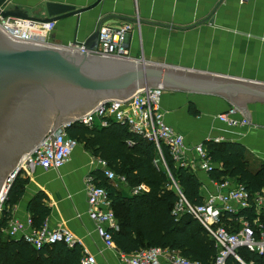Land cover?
<instances>
[{
	"label": "crops",
	"instance_id": "1",
	"mask_svg": "<svg viewBox=\"0 0 264 264\" xmlns=\"http://www.w3.org/2000/svg\"><path fill=\"white\" fill-rule=\"evenodd\" d=\"M96 1L6 0L5 9L35 18L34 25L40 28L35 38L49 46L63 49L69 42H84L102 20L114 26L127 23L126 45L137 63L178 69L180 76L199 86L208 79L251 83L258 95L243 89L221 95L159 86L163 89L160 107L164 119L183 135L184 167L200 181L203 197L214 192L218 182L200 169L195 148L204 140L239 143L253 158L264 161V0H100L79 15L48 25L42 21L47 17L48 3L78 9ZM231 108L235 111L232 118L246 119L247 123L230 127L221 122L218 116ZM96 158L78 143L60 168L37 167L21 173L27 180L25 192L13 205L12 217L31 216L29 203L43 192V203L50 209L46 219L50 227L72 232L83 252L93 254L97 264H122L117 250L104 247L87 214L85 177L100 170L95 166ZM210 165L221 169L219 162ZM237 222L240 228L245 220Z\"/></svg>",
	"mask_w": 264,
	"mask_h": 264
},
{
	"label": "trees",
	"instance_id": "2",
	"mask_svg": "<svg viewBox=\"0 0 264 264\" xmlns=\"http://www.w3.org/2000/svg\"><path fill=\"white\" fill-rule=\"evenodd\" d=\"M66 131L90 149L94 156L105 160L117 177L125 178V183H117L106 179L101 170L92 173L96 184L104 187L111 200L119 224V229L111 232L117 249L132 253L143 248L160 247L176 251L200 264L214 263L219 249L207 231L190 214L173 213L178 200L174 184L192 205L201 204L204 197L196 175L175 163L168 147L161 146L164 166L154 142L131 133L120 122L111 120L100 128L72 124ZM129 140L132 143L129 144ZM201 145L209 162L221 163V169L211 167L207 171L211 179H233L249 194H264V161L253 158L239 143L204 140ZM26 182L25 178L17 175L5 197L0 216V264H79L83 248L78 243L69 247L56 242L34 248L23 239L10 238L3 232L12 218L13 205L25 192ZM142 183L148 187L147 191L130 195L121 192L122 186H126L129 193L130 189ZM44 199L46 195L40 192L29 203L34 227L41 226L49 215L50 209L43 203ZM239 218L251 226L256 219L259 220L254 208L247 207L236 213H223L221 223L228 231L235 232L239 228ZM259 222L264 231V220ZM233 227L237 229L233 230ZM235 252L248 264H264V254L244 246ZM226 264L240 263L229 256Z\"/></svg>",
	"mask_w": 264,
	"mask_h": 264
},
{
	"label": "built area",
	"instance_id": "3",
	"mask_svg": "<svg viewBox=\"0 0 264 264\" xmlns=\"http://www.w3.org/2000/svg\"><path fill=\"white\" fill-rule=\"evenodd\" d=\"M240 1L244 2L246 0ZM20 23L21 26H19ZM9 24H12L11 28H8ZM34 24L36 25L32 20L2 18L0 16V29L10 39L32 45L49 46L35 38L36 32L39 33L40 30L38 26L30 35L24 34L21 36L19 34V31L29 32ZM129 29L130 26L127 23L117 26L101 23L97 46L87 51V53L103 58L134 60L135 58L131 57L126 45ZM63 49L74 53L85 51L83 42L77 41L67 43ZM162 92L163 89L159 86L139 88L126 99L110 100L106 104H100L87 115L66 122L56 130L50 131L39 145L22 157L17 171L7 178L0 192V216L7 192L17 175L31 172L37 167L58 169L69 159L72 151L79 143L77 139L67 134L66 129L72 124L100 128L107 126L111 120L120 122L126 125L131 133L154 142L159 152H161L162 145L168 147L175 163L184 166V137L164 119L160 107ZM233 113L235 111L231 108L227 113L219 115V120L230 127L247 123L246 119L232 118ZM130 143H132L131 140H129ZM195 152L201 160L200 169L208 171L212 166L206 158L202 145L196 146ZM95 166L103 172L109 181L125 183V178L123 176L117 177L105 160L97 157ZM174 186L178 200L173 213L180 214L184 212L190 214L215 241L219 251L213 264H226L229 256L239 260V256L235 251L241 246L258 254H264V231H262V223L259 222L260 219L264 220V194H249L241 184L223 179L217 182L216 190L209 192L201 204L192 205L185 199L179 188L175 184ZM147 190L148 187L144 183L130 189L132 194ZM85 194L88 206L87 214L95 225L97 236L105 248L117 250L122 264H200L176 251L160 247L143 248L132 253L120 251L116 248L112 239L111 232L112 230H118L119 224L112 210L111 200L104 187L96 184L92 174L85 177ZM247 207L254 208L259 218V220L254 221L253 226L245 221L237 231L230 232L222 225L221 217L223 213H236L239 209ZM3 232L10 238L23 239L34 248L56 242H62L69 247L77 244L75 237L68 229L59 226L50 227L46 221L41 226L34 227L31 216L25 219L12 217ZM79 264H97V260L93 254L85 250Z\"/></svg>",
	"mask_w": 264,
	"mask_h": 264
},
{
	"label": "water",
	"instance_id": "4",
	"mask_svg": "<svg viewBox=\"0 0 264 264\" xmlns=\"http://www.w3.org/2000/svg\"><path fill=\"white\" fill-rule=\"evenodd\" d=\"M99 1L78 9L48 3L47 17L42 21L51 23L79 15ZM5 3L6 0H0L2 18L36 20L17 10L5 9ZM102 21L83 42V53L16 42L0 29V192L7 178L17 171L22 157L39 145L50 131L87 115L100 104L123 100L139 88L162 86L221 95L243 89L258 95L251 83L208 79L199 86L180 76L178 69L87 53L97 46Z\"/></svg>",
	"mask_w": 264,
	"mask_h": 264
},
{
	"label": "rangeland",
	"instance_id": "5",
	"mask_svg": "<svg viewBox=\"0 0 264 264\" xmlns=\"http://www.w3.org/2000/svg\"><path fill=\"white\" fill-rule=\"evenodd\" d=\"M158 153H159V159H160V161L162 162V164L165 166V162H164V158H163V155H162V152H159L158 151ZM24 174H19L18 176L19 177H21V178H25L24 176H23ZM121 192L122 193H127V190H128V188L126 187V186H122L121 187ZM224 223V222H223ZM240 264H248V263H246L245 261H243L242 259H240L239 258V260L238 259H236Z\"/></svg>",
	"mask_w": 264,
	"mask_h": 264
},
{
	"label": "bare ground",
	"instance_id": "6",
	"mask_svg": "<svg viewBox=\"0 0 264 264\" xmlns=\"http://www.w3.org/2000/svg\"><path fill=\"white\" fill-rule=\"evenodd\" d=\"M11 26H12V24H9L8 25V28H11ZM19 26H21V23L19 24ZM35 28H37L35 25L31 28V30L29 31V32H23V31H19V34L22 36V35H24V34H26V35H30V34H32L33 33V30L35 29Z\"/></svg>",
	"mask_w": 264,
	"mask_h": 264
}]
</instances>
